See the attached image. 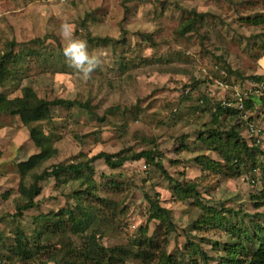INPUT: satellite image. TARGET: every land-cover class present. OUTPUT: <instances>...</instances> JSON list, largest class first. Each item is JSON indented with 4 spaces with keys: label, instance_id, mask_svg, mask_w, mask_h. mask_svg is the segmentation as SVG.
Instances as JSON below:
<instances>
[{
    "label": "rangeland",
    "instance_id": "rangeland-1",
    "mask_svg": "<svg viewBox=\"0 0 264 264\" xmlns=\"http://www.w3.org/2000/svg\"><path fill=\"white\" fill-rule=\"evenodd\" d=\"M186 19H194L195 28L181 34ZM62 22L100 59L87 81L62 55L68 42L59 35ZM7 53L4 99L21 98L30 89L47 101L87 103L91 112L77 104L51 106L50 118L36 124L49 139V158L35 164L41 149L30 126L0 113V264H54L47 254L22 259L13 247L21 232L32 249L34 217L73 205L72 191L87 185L88 171L58 182L47 178L38 183L35 206L20 212L27 201L23 190L34 176L61 163L89 161L99 185L117 184L98 190L116 201L112 221L101 227L102 246L128 248L158 229L160 249L147 264H218L226 245L238 241L228 227L253 234L255 223L264 226V103L251 95L255 77L264 75V0H0V57ZM239 98L237 113L213 121L218 102ZM248 98L254 99L249 107ZM248 124L260 130V143L231 170L217 143L203 138L212 130H233L239 142L251 145ZM148 149L163 171L144 159L119 168L103 159L90 162L100 152ZM169 178L195 190L180 194ZM154 204L172 219L168 235L158 228ZM125 264L145 263L131 258Z\"/></svg>",
    "mask_w": 264,
    "mask_h": 264
},
{
    "label": "trees",
    "instance_id": "trees-1",
    "mask_svg": "<svg viewBox=\"0 0 264 264\" xmlns=\"http://www.w3.org/2000/svg\"><path fill=\"white\" fill-rule=\"evenodd\" d=\"M193 28H195L194 19H186L182 24L181 34L188 33ZM10 46L11 48L13 47L12 44ZM9 56L10 53H7L0 57V83L3 82L4 76L7 74V68L4 63ZM255 79L260 81L262 77H255ZM30 93V89H25V93L21 98L13 100H6L3 95H0V113L17 115L25 125L30 126V137L36 146L41 149V154L34 158L33 164H35L49 158L51 150L49 139L36 124L39 121L50 118L51 106L69 107L77 104L86 108L88 112H91V109L87 103L80 104L79 102L63 99L47 101L39 99L33 93ZM253 100L248 98L246 106L252 105ZM258 102L264 103V96L258 97ZM215 106V112L212 115L213 121H217L216 119L222 113L235 114L238 112L233 107L223 106L221 102H218ZM224 134L226 135L225 140L221 139ZM215 136L216 138L211 140ZM200 137H202V134ZM239 139V135L233 130L222 133L212 130L208 138H203L207 144L217 143L218 156L229 164L231 170H233V165L237 167L245 163V159L242 156L245 154L247 156L245 158L248 159L253 156L251 151L258 147L255 143L249 145L244 139L239 142ZM98 159H103L110 168H119L128 160L144 159L146 162L156 164L162 169V166L156 161L155 153L150 149L127 154L100 152L92 156L90 162ZM88 162L57 164L49 170H44L40 175L34 176V184L23 190L27 201L18 207L20 212L35 206L33 199L40 193V185L38 184L40 181L53 178L58 182L62 176L74 175L78 177L85 171H88L89 174L88 180H86L87 185L84 189L72 191L73 205H67L57 211L41 213L34 217L37 234L32 249L28 246L27 241L25 242L23 234L21 232L17 233L16 245L13 247L14 253L20 255L22 259L32 258L36 253L47 254L48 260L53 261L54 264H125L131 258L139 259L145 264L149 263L156 257L155 252L160 249L158 229L151 236H144V239L143 237L134 239L128 248L121 246L107 248L101 245V227L112 221L113 214L110 212L116 208V201L99 195L98 190L101 187H107L109 184V188H117V184L110 181L108 184L99 185L100 183H97L92 178L93 171ZM252 163L253 168L255 164L254 162ZM210 165L218 167L216 166L217 163L214 162ZM169 180L171 179L169 178ZM171 182L180 194L192 193L195 190L194 185L182 186L176 181L171 180ZM261 197L264 198V187L259 198ZM153 206L155 208V219L159 221L158 228L161 229V226L166 228L165 232L168 235L174 228L168 211L156 204ZM203 209L209 210L205 207ZM210 217L213 219L212 216ZM214 218L219 221L218 217ZM254 230L253 234H249L244 228L235 229L233 226L228 227V231L237 236L238 241L233 245H226L224 248L225 255L221 257V261L218 264H264V226L260 223H255ZM42 235L44 242H41ZM50 237H57V243H50ZM244 242H247L249 247H245L243 245ZM191 246L193 252H196L194 245L191 244ZM197 249L199 248L197 247ZM163 255L164 253H160L162 258L164 257ZM190 262L195 264L194 259H191Z\"/></svg>",
    "mask_w": 264,
    "mask_h": 264
},
{
    "label": "clouds",
    "instance_id": "clouds-1",
    "mask_svg": "<svg viewBox=\"0 0 264 264\" xmlns=\"http://www.w3.org/2000/svg\"><path fill=\"white\" fill-rule=\"evenodd\" d=\"M59 35L61 39L68 41L62 48V55L70 62V66L80 78L87 81L100 63L99 57L89 54L87 42L74 37L73 26L68 22L60 24Z\"/></svg>",
    "mask_w": 264,
    "mask_h": 264
},
{
    "label": "built area",
    "instance_id": "built-area-1",
    "mask_svg": "<svg viewBox=\"0 0 264 264\" xmlns=\"http://www.w3.org/2000/svg\"><path fill=\"white\" fill-rule=\"evenodd\" d=\"M238 95V94H237ZM251 95H255L257 97L264 96V75H262V79L255 83L252 87ZM242 98H239L238 101H236L235 104L227 103L225 101H222L221 104L226 107H235L240 109L242 107ZM248 133L253 138V143H260V130L255 128L253 124L247 125Z\"/></svg>",
    "mask_w": 264,
    "mask_h": 264
}]
</instances>
